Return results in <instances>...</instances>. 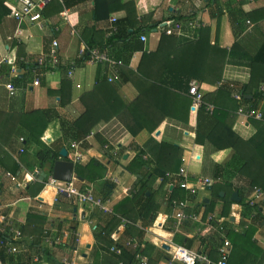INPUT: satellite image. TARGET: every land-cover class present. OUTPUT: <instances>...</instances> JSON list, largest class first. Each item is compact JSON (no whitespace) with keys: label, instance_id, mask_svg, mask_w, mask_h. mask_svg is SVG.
Masks as SVG:
<instances>
[{"label":"crops","instance_id":"crops-1","mask_svg":"<svg viewBox=\"0 0 264 264\" xmlns=\"http://www.w3.org/2000/svg\"><path fill=\"white\" fill-rule=\"evenodd\" d=\"M135 1L141 14H153V22L166 20L172 15L196 13V18L204 24L203 29L198 31V37L202 35L203 41L205 43L208 41L209 44L207 43V47L200 50L193 49L189 52H183L180 48L181 51H178L170 62L161 61L154 68V76L171 81L170 90L178 94L171 107H169L170 104H167V107L159 104L156 94H153L154 98L149 101L151 103L150 105L148 103L149 107L146 106L142 110V120L150 126H153L157 118L168 110V116L154 131L146 128L133 136L122 121L114 117L98 123L89 135L79 140L83 144L78 149H72V143L79 141L65 143L62 141L59 119L48 125L42 137L44 143L66 149L68 159L73 162L77 160V163L86 164L91 159H96L107 167L104 179L95 182L74 180L73 186L78 189H92L97 197H102L106 192V186L110 185L111 193L107 202L109 212L101 211L90 205H79L67 195H57L58 188L53 184V188L56 189L53 202H44L42 195L50 183L45 185L37 197L28 195L25 185L30 182V175L39 170V167L36 146L25 144V141L21 142L25 131L21 124V116L31 111L51 109L73 121L84 111L80 101L81 96L91 91L99 79H108L109 76L114 77L115 81L110 84L116 86L124 102L132 103L140 91L128 81V77L132 78L130 72L137 71L142 64L144 53L150 54L157 49L163 35L162 32L158 28L145 32L142 36H146V41L141 40L143 50L136 52L129 66L119 68L117 73L108 65L78 62V51L83 43L80 30L84 27L95 26L97 31L107 32L113 27V19L123 18L124 12L113 13L108 20L95 24L93 1L83 3L73 9H66V19L61 16L63 11L57 13L53 4L55 2H53V5L50 3L43 12L45 21L43 27L29 23L19 26L13 15L5 18L0 24V62H4L2 70L17 88L13 93L4 87L0 88V214L10 221L14 229L22 232V239L17 241L16 245L21 251L17 255H21L25 264H115L113 261L117 260V254L112 251L114 246L129 251L138 248V243H136L138 236L130 235L126 231V222L124 223L126 220L123 219L109 237L102 236V229L99 225H107L106 218L114 214L115 206L130 196L136 183L137 189L140 187L139 176L129 172L126 167L141 154L142 150H145L143 159L150 162L152 167L158 164V159L164 164L162 155L166 152H160L158 147L162 143L182 149L179 168L180 170L181 168L186 169L187 180L194 183L198 179H209L211 185L204 190H199L194 197L190 198L177 182L170 180V184L160 188L162 178L159 177L150 187L152 192L156 191L154 199L159 213L154 223L144 229L145 235L140 245L142 251L147 244H152L157 250L149 254H136L148 258V263L150 256L160 258L158 250H164L169 255L170 250L172 251L174 246L179 245L174 242L178 234L194 240L191 249L207 252L212 260L218 259L217 248L221 234L215 227L207 228L208 226L205 225L203 216L206 207L201 206L198 211L203 222L186 223L176 228L175 215L180 208L177 205L169 206L167 201L174 191L177 197L174 202L183 201L187 204L186 212H196L191 209L198 204H210L215 200V191L212 187L214 183H217L214 179L215 168L218 164L227 163L235 151L233 148L215 151L214 146L209 143L198 145L196 138L199 110L192 106L187 113L182 98L189 99L186 93L187 85L197 82L207 104L216 108L222 107L230 112L233 131L239 137L250 141L258 131L264 135L262 120L247 118L237 113L239 106L245 110L264 113V0H218L216 4L211 3L213 0ZM7 5L14 9L18 6V0H8ZM229 9L234 10L237 16L241 12L249 16L247 21L242 23L243 32L237 39L233 34L229 19ZM54 28H59L55 34ZM73 30H76L79 35H74ZM191 32L193 31L188 33ZM54 39H57L60 44L62 65L56 71L46 72L41 78V85L35 87L33 86V75L26 71L24 66L34 64L42 55L48 54ZM178 39L182 46L189 41L196 40L197 37L189 39L180 36ZM163 65L166 68L170 65L171 69L178 73L167 78V71L163 72ZM71 68H73V76L69 78L68 73ZM194 75L197 78L193 77ZM64 77L72 82V99L66 106L60 104V97L49 93V91L60 90ZM16 78H19V81ZM225 83H235L239 86H246V88L242 92L239 87L219 91ZM140 88L143 94L146 93L145 86L140 85ZM237 96H241V100H238ZM102 142L112 149V153L118 150L121 156L117 155V160H109L106 156V145L103 147ZM21 149L25 151L20 153ZM175 162L177 163V158L171 160L172 165ZM15 163L20 165L16 183L7 176V173L11 172L9 169L13 168ZM170 173L173 175L177 173V170H172ZM74 176H77L76 173ZM58 185L63 186L64 184L58 183ZM205 190L207 192L202 193ZM150 193L147 192V196H150ZM221 194L226 195L225 192ZM229 195L231 197L232 193ZM130 204H123L121 209L130 211L132 209ZM214 209L215 213L209 215L219 214L221 203L216 202ZM241 216L242 207L235 203L231 207L229 217L235 232H242L244 229L240 224ZM160 217L162 219L159 220ZM2 226L0 223V231ZM136 226L142 229L140 221ZM50 228L58 232L61 231L59 229L71 232L70 229L74 228L73 230L78 233V238L72 235L63 240L61 245L49 247L44 241V233ZM154 239H157V242ZM254 239L260 247L264 248V226L258 230ZM109 241H112L113 245L109 244ZM129 242L131 246L128 245ZM163 245L169 246L170 250L163 249ZM134 261V264H140L136 259ZM158 264L179 263H170L169 260L162 258Z\"/></svg>","mask_w":264,"mask_h":264},{"label":"trees","instance_id":"trees-1","mask_svg":"<svg viewBox=\"0 0 264 264\" xmlns=\"http://www.w3.org/2000/svg\"><path fill=\"white\" fill-rule=\"evenodd\" d=\"M7 1L8 0H0V24L5 18L13 15V9L7 5ZM89 1H93L94 3L93 20L95 24L108 20L113 13H125L123 18L117 20L113 24V27L117 29L114 32H112L111 28L107 30V32H99L95 29V26L91 28L84 27L80 30L81 38L89 48H98L111 58L123 61L124 68L129 66L136 52H139L141 49L143 50L141 37L145 32L156 29L160 24L167 21L187 22L188 20L195 19L201 22L196 18V13L179 16L172 15L166 20L153 22V14H141L135 0H63V3L59 1H54L55 3H52L57 13H60L65 9H73ZM217 2L218 0H213L211 3L216 4ZM52 3L51 5H53ZM48 7L49 6H47V8ZM228 14L233 34L237 39L243 32L242 23L247 21L249 16L243 12L237 16L235 11L231 9H229ZM178 38V36H167L163 34L157 49L150 54H143L142 64L138 67L137 71H129L132 78L130 79L128 77V81L132 82L135 88L140 91L139 95L132 103H125L116 86L108 83V79L102 78L97 81L96 86L91 91L81 96L80 101L84 107V111L73 121L62 117L57 111L51 109L31 111L21 116V124L25 128L22 136L23 138L21 139L25 141V144L36 146V157L39 170L48 174V177L44 181H33L31 177H29L32 181L30 180V182L25 185L28 195L35 198L43 191L50 179L55 162L61 159L60 153L62 147L48 145L42 141V137L52 121L59 119L63 135L62 141H64V143L82 140L91 133L98 123L108 121L114 117L119 118L133 136H136L140 131L146 128L154 131L162 123L168 116V110L164 111V113L157 118L153 126L144 123L142 120V110H144L146 106L149 107L151 104L149 101L154 98L153 94H156L158 103L160 102L159 104H163L162 106L164 107H167V104H170L169 107L174 105V101H176L178 94L170 90L169 84L171 81H166V79L162 78L158 79L154 76V68L161 61L170 62V60L177 55V52L181 51L179 50L180 48H182L183 52H189L193 49L200 50L203 47H207V43L209 44L208 41L206 43L203 41L202 35H200V38L197 36L196 40L189 41L182 46L179 44ZM85 58L88 57L86 56ZM84 61L83 59L78 60L80 64L85 63ZM104 65L107 64L104 63ZM24 67L26 71L30 73L28 65L26 64ZM163 67V72L166 73L167 71V78L178 73L172 70L170 65H168L167 68L165 65H163ZM193 77L197 78L195 75ZM190 79L191 78H189V80ZM16 80L19 81V78H16ZM140 82L142 83L139 84ZM71 84V80L64 77L60 90L49 91V93L60 97V104L66 106L72 99ZM140 85L146 87V93H142ZM163 86L165 88H162ZM236 87H239L241 92L246 88V86H239V84L235 83H225L224 87L220 88L219 91L225 88L228 90L231 88L232 90ZM189 88L190 85H187L186 93L189 99L182 98L184 102L183 106L187 109V113L192 107ZM239 108L240 106L238 109ZM230 117V112L222 107L216 108L213 114H208L205 111V107L199 110L196 143L198 145H206L207 143L212 144L215 151L233 148L235 153L227 163L218 164L215 168L214 179L217 183L212 185L213 190H215V200L210 204H198L191 210L198 213L201 206L206 207L203 216V219L206 220L207 216L214 212L215 203H221L220 212L216 216L218 219L227 220L224 223L226 236L233 245L229 264H263L264 248L258 245L254 237L258 230L264 226V211L259 204L253 201L255 199L254 189L259 187L264 190V135L261 131H258L256 136L250 141L243 140L233 131V123L230 122ZM262 121L264 122V120ZM102 145L104 147L106 143L102 142ZM158 147L160 152H166L165 155H162L164 164L158 159V164L152 167L150 162L143 159L145 150H142L141 154L134 158L126 167L129 172L139 176L138 184L141 183L140 187L137 189L136 183L135 189L131 192L130 196L115 206L113 209L114 214L106 218L108 221L107 225H99L100 229H102V236L109 237L115 227H118L120 222L124 219L128 221L127 223L124 222L126 231L129 232L130 235L136 234L138 236L136 243H138L139 247L131 251L124 249L122 255H117V260L113 261L115 264H119L120 262H123V264H134L136 253L149 254V252L157 250L152 244H147V247L143 251L140 247L142 243L141 240L145 235L144 229L150 227L154 223L159 213L158 205L154 199L156 191L152 192L150 187L159 177L162 178L160 188L170 184V180L171 182L179 183V186L181 181H183V178L179 176L180 161L183 153L182 149L164 143L159 144ZM165 148L167 149L165 150ZM105 151L109 160H117L116 155L112 153L110 147ZM118 155L121 156V154ZM175 158H177V163L175 162L172 165L171 160ZM9 170L11 174L16 176L19 173L20 165L15 163L13 168ZM172 170H177V173L172 175L170 173ZM75 173L85 181L95 182L106 177L107 167L98 160L91 159L86 164L78 162L76 164ZM181 189L185 190L184 188ZM110 190L111 186L107 185L106 192L103 193L102 196L104 201L110 198ZM147 192H151L150 196H147ZM186 192L190 198L195 196L191 195L188 191ZM222 192L226 193L224 197H221ZM234 192H238L239 196L242 198V202L239 204L242 207L240 223L244 228L242 232H235L229 220L231 207L235 204L231 201L229 193L233 194ZM55 195L56 189L52 186H48L42 195V199L44 202L51 203ZM175 198H177L176 193L172 191L167 204L171 207H175V205H177V207H182L184 202H174ZM125 203H131L130 206L132 209L130 211L121 209ZM29 218H31L30 214ZM160 219L162 218L160 217L159 220ZM138 221L142 223V229H138L136 226ZM209 227L210 226L207 228ZM73 229L74 228L70 229L71 232H76ZM60 230L62 231V229H59V231ZM8 237L9 235L7 233H1L0 231V240ZM193 241L194 240H189L178 234H176L174 239L176 244L185 245L188 248H191ZM155 242H157V239ZM109 244L113 245V242L109 241ZM158 253L160 258H153V256H150L148 264H158L162 258L170 260V256L167 255L164 250H158ZM0 258L9 264H25L22 261L21 255H7L5 249L1 246Z\"/></svg>","mask_w":264,"mask_h":264},{"label":"built area","instance_id":"built-area-1","mask_svg":"<svg viewBox=\"0 0 264 264\" xmlns=\"http://www.w3.org/2000/svg\"><path fill=\"white\" fill-rule=\"evenodd\" d=\"M59 1L63 3V0H18V6L13 9V18L18 23V25H22L24 23L29 24H38L43 27L44 16L43 12L45 8L52 2ZM61 16L66 19L67 11L66 9L61 13ZM117 20L113 19V23ZM204 27L202 22H199L195 19L188 20L187 22H173L167 21L158 27V30L162 32V34L167 36H185L189 39H195L198 36V31ZM112 32L116 31V27L111 28ZM59 31V28H54V34ZM189 31H193L188 33ZM194 32H196L194 34ZM74 35H79L76 30H73ZM12 39V38H11ZM141 40L143 42L146 41V36H142ZM60 44L57 39L52 41V45L48 54L42 55L38 60L31 65H28L31 74L33 75V86L39 87L41 85V78L44 76L46 72L56 71L62 65V60L60 57ZM88 58H85V57ZM78 58L85 60V63L90 64H107L111 69L118 73V69L124 67L123 61L116 60L108 56V54L101 52L98 48H89L84 42L81 44L78 51ZM3 61L0 62V88L4 87L10 93H13L17 90L16 86L10 81V77L2 70ZM43 70V71H42ZM73 76V68L70 69L68 73V77L72 78ZM115 81L114 77L109 76L108 82L113 83ZM189 96L192 100V106L196 110H200L202 107H205V111L208 114H213L216 107L207 104L204 100V94L200 89V86L197 82H192L189 88ZM238 100H241V96H237ZM239 115L245 116L247 118H255L257 120H264V113L256 110H245L243 108H239ZM21 142H24L21 139ZM83 144L82 141L72 143V149H78ZM108 145L105 146L108 149ZM118 150L113 152L114 155H118ZM24 149L20 150V153H23ZM77 163V160H75ZM42 172L40 170H36L33 174L30 175L33 181H38ZM8 178L15 182L18 178L9 173L7 174ZM169 176V175H168ZM180 176L184 177L183 181H181V186L186 191H188L191 195H196L200 189H204L207 186L211 185V181L209 179H198L194 183L187 180L186 169L181 168ZM55 185L57 189V195H67L72 197L76 203L79 205H90L93 208H97L101 211L109 212L107 202L104 201L102 197H97L92 189H78L73 186L72 183L59 182L52 177H50L48 184ZM58 183H63L64 186L58 185ZM254 203L259 204L264 211V190L256 187L254 189ZM187 204H184L182 207H179L180 210L175 215V225L176 228L180 227L183 224L198 222L201 223L202 218L200 214L196 212H186ZM128 222V221H124ZM224 222L222 219H218L215 215H208L205 220L206 226L215 227V229L221 234L220 244L217 248L218 259L212 260L207 252H203L200 250H195L188 248L183 245H177L173 247V250H170V263H179V264H229L230 258L233 251V245L231 241L226 236V228L224 226ZM0 223L3 225L1 233H7L9 235L8 238H4L0 240V246L5 249L7 255H17L21 251L19 247L16 245V242L22 239V232L13 228L10 221L3 215L0 214ZM214 224V225H212ZM75 236L78 238L77 232H66L61 231L58 232L56 229L52 230V228L48 229L44 233V241L49 247H55L61 245L63 240L69 238L70 236ZM131 246V242L128 243ZM112 251L117 255H121L123 249L117 246L112 248ZM135 259L140 262V264H147L148 258L143 257L140 254L135 255ZM0 264H7L0 258ZM68 264V263H67Z\"/></svg>","mask_w":264,"mask_h":264},{"label":"water","instance_id":"water-1","mask_svg":"<svg viewBox=\"0 0 264 264\" xmlns=\"http://www.w3.org/2000/svg\"><path fill=\"white\" fill-rule=\"evenodd\" d=\"M210 1V0H206ZM61 159L56 161L53 166L52 171V179L65 183H72L74 180L83 181V179L79 176L75 175L76 163L68 159V151L66 149L61 150ZM48 175L43 172L39 178L40 181H44ZM224 194H221V197H224ZM231 201L240 204L242 202V198L239 196L238 192H234L231 196ZM163 249L170 250V247L167 245H163Z\"/></svg>","mask_w":264,"mask_h":264},{"label":"rangeland","instance_id":"rangeland-1","mask_svg":"<svg viewBox=\"0 0 264 264\" xmlns=\"http://www.w3.org/2000/svg\"><path fill=\"white\" fill-rule=\"evenodd\" d=\"M204 189H205V188H204ZM204 189H203V190H204ZM200 190H202V189H200ZM214 191H215V190H214ZM206 192H207V191L205 190V191H203L202 193H206ZM212 213H213V212H212ZM214 213H215V212H214Z\"/></svg>","mask_w":264,"mask_h":264},{"label":"bare ground","instance_id":"bare-ground-1","mask_svg":"<svg viewBox=\"0 0 264 264\" xmlns=\"http://www.w3.org/2000/svg\"><path fill=\"white\" fill-rule=\"evenodd\" d=\"M49 186H52V184H50ZM64 186V185H63ZM53 187V186H52Z\"/></svg>","mask_w":264,"mask_h":264},{"label":"clouds","instance_id":"clouds-1","mask_svg":"<svg viewBox=\"0 0 264 264\" xmlns=\"http://www.w3.org/2000/svg\"><path fill=\"white\" fill-rule=\"evenodd\" d=\"M189 264H191V261L189 262Z\"/></svg>","mask_w":264,"mask_h":264}]
</instances>
